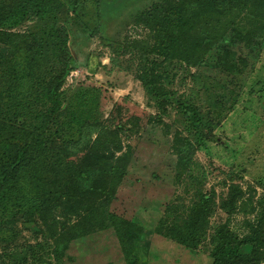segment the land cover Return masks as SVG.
<instances>
[{"label": "rangeland", "instance_id": "obj_1", "mask_svg": "<svg viewBox=\"0 0 264 264\" xmlns=\"http://www.w3.org/2000/svg\"><path fill=\"white\" fill-rule=\"evenodd\" d=\"M175 2L0 0V264H124L103 228V184L115 192L111 211L141 230L136 264H212L230 240L220 231L264 242V40L249 37L254 15L234 11L196 20L181 57L153 55L138 18ZM64 42L70 71L55 108L48 85ZM19 149L24 167L10 181ZM90 167L96 184L59 189ZM228 264H264V245Z\"/></svg>", "mask_w": 264, "mask_h": 264}, {"label": "trees", "instance_id": "obj_2", "mask_svg": "<svg viewBox=\"0 0 264 264\" xmlns=\"http://www.w3.org/2000/svg\"><path fill=\"white\" fill-rule=\"evenodd\" d=\"M257 11L254 12V10ZM245 11L250 15H254L255 20L251 23V29L249 32V37H260V40H264V0H176L171 6H163L162 4H155L151 7L150 10H147L140 14L138 20L141 21L148 30L153 33L154 36V46L152 48L151 54L163 59H175L181 57L179 49H183V44L187 41L188 37L194 31L193 26L196 20L214 16L218 20L221 18L229 17V14L236 11ZM207 18V19H209ZM9 35L6 33L0 32V39L3 43H7ZM35 43V42H34ZM61 68L62 71L53 77L48 85V99L49 102L55 107L58 108L60 105V89L64 85L65 79L68 72L70 71L69 63L71 61L70 53L67 49L66 43L64 42L61 49ZM186 54V53H185ZM152 81L146 83L147 91L154 97H158L156 90L152 88ZM155 93V94H154ZM161 109H163V102L159 104ZM184 115L194 124L199 122L198 115L192 107L183 108ZM68 148H59L57 150V167L60 169L62 162L60 161L61 155L69 156L70 153H67ZM27 152L24 149H19L14 156V159L11 164L8 166V179L10 181L17 179V174L24 167V160L26 159ZM89 169L93 168H79L74 171V178L70 180V183L67 181L64 182L59 189L63 188V192L66 195V188H73V185L78 186H91L96 184V179L90 173ZM94 170V169H93ZM107 172H103V174ZM112 173L114 177L122 175V178L125 175L124 173H119L115 166H110L108 168V174ZM63 174V173H62ZM95 174H97L95 169ZM64 178V177H62ZM59 179L58 181H60ZM36 187L39 184H35V180L31 181ZM107 184H103V195L102 198V209L104 214V230H111L116 237V240L119 245V250L121 252L123 263L124 264H136V252L137 246H135V241L139 240L141 235V230L133 224L131 219L126 218V214H118L111 211V205L115 201L116 196L115 192L106 187ZM41 187L46 185H40ZM11 187V186H10ZM14 193H16V190ZM60 191V190H59ZM70 192H67V195ZM71 200V199H70ZM69 200V201H70ZM23 206L27 204L23 198H21ZM206 202V199H205ZM203 203V199L201 200ZM44 209H48V205L45 202H42ZM204 207L197 206L193 209L192 216L196 214H201V210ZM90 213H88L83 220L85 223L90 222L92 226L88 227L85 230V233H88L90 230H93L95 226L91 223L92 220H95L93 208H90ZM87 212V211H86ZM193 228L197 227L198 220L189 221ZM203 221H200L202 223ZM69 229H72L69 228ZM101 229V228H99ZM218 235L222 237H228L230 240H226L217 246L212 254V264H228L231 261H238L246 256L254 257L260 246H263L264 242L257 243L255 238L250 236L245 237L242 240L237 239L229 234H225L223 231H220ZM192 235L187 233V236L183 234H178L176 240L179 244L183 246H189L193 243ZM223 239V238H222Z\"/></svg>", "mask_w": 264, "mask_h": 264}]
</instances>
